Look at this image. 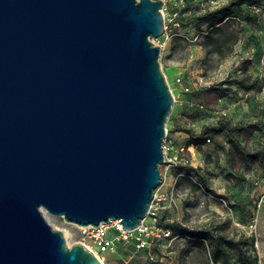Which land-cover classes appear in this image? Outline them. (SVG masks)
I'll return each instance as SVG.
<instances>
[{
  "label": "water",
  "instance_id": "obj_1",
  "mask_svg": "<svg viewBox=\"0 0 264 264\" xmlns=\"http://www.w3.org/2000/svg\"><path fill=\"white\" fill-rule=\"evenodd\" d=\"M164 0H0V264H105L43 213L137 228L174 96Z\"/></svg>",
  "mask_w": 264,
  "mask_h": 264
},
{
  "label": "rangeland",
  "instance_id": "obj_2",
  "mask_svg": "<svg viewBox=\"0 0 264 264\" xmlns=\"http://www.w3.org/2000/svg\"><path fill=\"white\" fill-rule=\"evenodd\" d=\"M215 1L166 0L165 30L154 38L174 96L166 128L179 143L201 138L191 163L179 168L184 175L177 178L179 170L167 171L161 165V182L145 220L150 244L138 248L134 239L117 240L115 249L106 253L94 246L105 264L253 261L246 258L248 251L245 262L234 257L217 262L210 240L187 236L182 227L235 238L252 236L258 264H264V158L244 155L231 141L234 137L248 151L264 154V7L255 12L248 8L249 0ZM223 8L228 9L224 16H230L221 28L199 22L204 13ZM255 77L253 88L241 85ZM217 125L224 130L208 128ZM49 218L68 245L80 243L79 225L51 213Z\"/></svg>",
  "mask_w": 264,
  "mask_h": 264
},
{
  "label": "built area",
  "instance_id": "obj_3",
  "mask_svg": "<svg viewBox=\"0 0 264 264\" xmlns=\"http://www.w3.org/2000/svg\"><path fill=\"white\" fill-rule=\"evenodd\" d=\"M209 2L216 3L215 0H209ZM165 5L166 0H164L163 8H165ZM247 6L249 9L255 12L261 10L262 7L261 5L257 4H248ZM178 81H181V78H179ZM195 149L196 146L194 143L177 142L176 138L172 137L169 129L167 128L166 136L163 142V165L165 166V169L167 171L179 170L180 167L189 165L192 161V155ZM182 175H184V173L179 170L176 177L179 178ZM79 227L82 232V239L80 243L84 244L92 251L94 250V246L97 247V251L101 253H106L114 250L117 240L126 241L129 239H134L138 248H145L150 244L151 231L150 226L145 222V219L137 228L132 230L124 228L121 219L112 220L110 223H101L98 226L87 225ZM111 227L113 230H111ZM111 231H113L114 233H112ZM98 252L97 256L101 258Z\"/></svg>",
  "mask_w": 264,
  "mask_h": 264
},
{
  "label": "trees",
  "instance_id": "obj_4",
  "mask_svg": "<svg viewBox=\"0 0 264 264\" xmlns=\"http://www.w3.org/2000/svg\"><path fill=\"white\" fill-rule=\"evenodd\" d=\"M248 4H257L264 7V0H249ZM228 11V9H216L214 11H209L204 13L199 17V22L207 23L209 25L210 29L215 28H221V23L224 21L225 17L224 14ZM258 83V77H255L250 83H247L245 81H241V85L245 88H253ZM209 129H214L217 133L222 132L224 130V127L222 125H217L214 127H208ZM208 129H204L202 131V135H205L207 133ZM201 137H194V140H192L190 143H198L200 141ZM232 143L244 154L255 158H264V154L261 153V151L256 150L254 152H250L246 149L244 145H242L240 142H238L234 137H231ZM181 233L194 237L195 239H206L210 240L212 244V253L214 256V259L218 262L219 258L221 257L223 262H230V257H234L236 261H243L245 262L244 256L247 254L248 251L251 252V254L247 255L246 258L253 257V261L251 263L247 264H258V254L257 249L255 247V240L254 237L243 235L241 237L235 238V237H229L226 234L220 233L216 235H212L207 229L205 230H196L193 228L188 227H182ZM231 251L234 252L233 255H231Z\"/></svg>",
  "mask_w": 264,
  "mask_h": 264
},
{
  "label": "bare ground",
  "instance_id": "obj_5",
  "mask_svg": "<svg viewBox=\"0 0 264 264\" xmlns=\"http://www.w3.org/2000/svg\"><path fill=\"white\" fill-rule=\"evenodd\" d=\"M43 213H44V215L46 216V218L48 219V220H50V218H49V213L45 210V209H43ZM145 220H146V218H145ZM68 231L66 230L65 231V233H67ZM94 251V250H93ZM94 253L97 255V252H95L94 251Z\"/></svg>",
  "mask_w": 264,
  "mask_h": 264
}]
</instances>
